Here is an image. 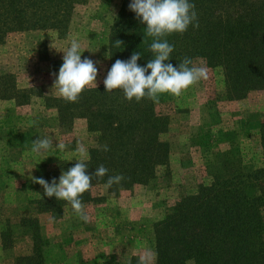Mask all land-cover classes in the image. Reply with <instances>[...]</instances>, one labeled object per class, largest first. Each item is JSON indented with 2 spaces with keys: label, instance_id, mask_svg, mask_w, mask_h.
<instances>
[{
  "label": "rangeland",
  "instance_id": "rangeland-1",
  "mask_svg": "<svg viewBox=\"0 0 264 264\" xmlns=\"http://www.w3.org/2000/svg\"><path fill=\"white\" fill-rule=\"evenodd\" d=\"M41 1L24 0V5L35 3L41 8L45 3ZM64 1H70L69 8H60L55 0L58 8L52 10L57 9L60 16L59 11L67 9L65 25L42 29L22 23L21 30L7 25L0 35V76L6 78L0 86V264H32L35 247L41 252V264H194L187 257L161 260L158 251L171 241H167L171 233L164 235V228L172 227L167 217L177 208L198 205L203 188L211 185L210 174L217 179L241 176L251 184L258 174L264 177V82L259 84L249 73L241 80L237 69L226 77L219 66L209 67L198 57L193 66H206L208 79L178 97L161 95L159 103L148 107L152 122L163 115L165 129L157 131L142 120V127H133L132 135L128 126L117 134L105 125L88 124L87 118L104 120L111 112L104 109L91 114L92 107L82 106L86 112L82 116L75 103L65 107L53 84L63 63L62 52L75 40L81 46V59L93 60L98 68L97 87L85 90L104 88L109 28L121 0ZM33 12L31 16L26 11L31 19L43 15L40 9ZM31 121L38 123L29 127ZM129 134L146 139L145 143L155 136L166 146V165L140 168L133 176L132 151L125 152L121 146L113 150L108 139L120 142L129 139ZM38 137L53 138V149L32 152V142ZM105 143L110 151L98 147ZM57 144L66 147L61 150ZM78 145L84 146L90 160L77 151ZM223 156L230 163H224ZM81 159L89 174L102 164L109 169L108 175L125 177L108 190L103 187L108 176L93 178L91 189L81 197L87 223L78 219L66 201L44 196L43 188L31 179L58 183L61 172ZM261 216L264 221V207ZM186 220L183 217L180 222L184 224L179 225L192 233ZM252 245L248 251L259 247L264 253V230L258 247ZM166 249L170 251L171 244ZM234 259L227 264L243 263ZM254 264H264V260Z\"/></svg>",
  "mask_w": 264,
  "mask_h": 264
},
{
  "label": "trees",
  "instance_id": "trees-1",
  "mask_svg": "<svg viewBox=\"0 0 264 264\" xmlns=\"http://www.w3.org/2000/svg\"><path fill=\"white\" fill-rule=\"evenodd\" d=\"M60 8H69L64 0H57ZM42 7L35 3L24 5V0H0V35H4L7 25L16 29L25 27L42 28L60 27L68 22L67 9L59 11L55 0H42ZM39 4H42V3ZM131 0H121L120 9L109 28L108 57L109 69L117 59L128 60L134 52L141 54L138 65L145 66L153 58L149 51L152 38L145 39V25L136 18L135 13L129 10ZM195 5L199 28L191 25L183 34L173 33L166 37L174 46L171 59L167 63L179 65L187 56L195 59L201 57L207 66H219L225 76L232 74L237 69L241 80H246V75L257 79L259 84L264 82V0H189ZM49 6L48 8H43ZM40 9L43 15L38 18L27 16L29 10L34 16L33 9ZM0 38V42H1ZM123 41L121 48L114 46L115 41ZM254 68L256 70L254 71ZM247 70V71H246ZM227 77V76H226ZM5 79L0 76V86L5 85ZM2 86V87H3ZM105 88L84 90L75 103L82 116V106L92 107L89 113L99 110H109L111 115L107 119L100 117L87 118L88 124L94 126L105 125L113 133H124L126 127H130L129 133L133 135V127H142L141 121L146 126L152 124L157 131L165 129L166 122L160 115L155 122L150 119L148 107L153 102L144 100L139 103L133 100L127 101L123 93L116 94L113 90L108 96L104 94ZM119 91V90H118ZM65 107L69 102H64ZM98 118V119H97ZM102 120V121H101ZM156 131V132H157ZM262 144L264 150V127L262 129ZM122 139L114 141L112 137L110 148L121 146L125 152L132 151L133 176L141 169L148 170L156 166H165L167 156L164 154L166 146L157 141L156 137L145 143L142 138ZM158 134V133H155ZM103 135V138H105ZM131 136V137H130ZM120 143V144H118ZM134 152V153H133ZM125 155L126 153H120ZM224 163H230L228 157H221ZM211 185L203 188L200 193V203L190 209H178L167 217L172 227L164 228L165 234L171 233L165 245L158 252L161 260L165 258L174 261L184 257L191 258L194 264H227V261L238 260L242 264H254L264 260L262 249L258 247V240L264 230V221L261 216V208L264 207V177L258 174L255 183H244L241 176H226L217 179L214 174ZM136 181V180H135ZM262 194V196H260ZM187 213L183 215V212ZM178 218H174V217ZM187 218L186 224L192 233H188L182 225V218ZM205 228V229H204ZM194 231V232H193ZM189 234V235H188ZM236 243H240L236 245ZM171 244L172 249L166 248ZM257 245L255 252L248 251V247ZM219 246H223L222 250ZM261 250V251H260ZM244 251V252H243ZM264 254V253H263ZM32 264H41V252L35 247L32 251ZM263 258V259H262Z\"/></svg>",
  "mask_w": 264,
  "mask_h": 264
},
{
  "label": "clouds",
  "instance_id": "clouds-1",
  "mask_svg": "<svg viewBox=\"0 0 264 264\" xmlns=\"http://www.w3.org/2000/svg\"><path fill=\"white\" fill-rule=\"evenodd\" d=\"M128 7L145 25V39L152 38L149 51L153 54V58L145 66L137 63L141 59L139 52H134L126 61L117 59L103 81L105 92L121 90L124 98L129 102L135 100L139 103L147 99L153 103H159L161 95L168 94L178 97L191 86L208 79V68L193 66L192 59L187 56L182 59L178 67L167 63L171 59L174 46L168 42L166 37L173 33L183 34L190 25L193 28H199L193 3L189 0H131ZM122 45L121 40L114 43L117 48H121ZM62 53L63 63L53 87L58 90L59 95L66 102L77 103L81 93L87 87H97L98 68L93 60L81 59V46L75 40ZM37 123V121H31L29 127ZM65 147L64 144L56 145V148L61 150ZM98 147L104 152L110 151L107 143ZM50 149H53V138L51 137H38L32 142V152H47ZM77 151L87 159H91L83 145H78ZM108 173L109 169L101 164L94 173L89 174L87 164L81 159L77 160L75 165L67 171L61 172L58 183L56 179H53L51 183L42 177L31 179L32 183L43 188L44 196L66 201L78 219L87 223L89 216L81 197L91 189L93 178L99 180L108 176L103 185L105 190L125 180L123 174L108 175Z\"/></svg>",
  "mask_w": 264,
  "mask_h": 264
}]
</instances>
